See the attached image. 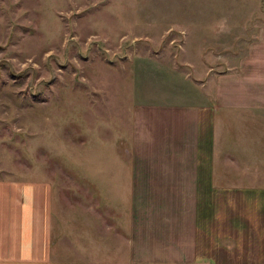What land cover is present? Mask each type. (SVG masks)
Returning a JSON list of instances; mask_svg holds the SVG:
<instances>
[{"label": "rangeland", "instance_id": "obj_1", "mask_svg": "<svg viewBox=\"0 0 264 264\" xmlns=\"http://www.w3.org/2000/svg\"><path fill=\"white\" fill-rule=\"evenodd\" d=\"M261 19L264 0H0V179L50 183L55 255L177 264L187 227L219 224L222 200L193 211L156 184L157 198L132 199L147 190L128 183L134 112L207 102L210 67L243 53Z\"/></svg>", "mask_w": 264, "mask_h": 264}, {"label": "crops", "instance_id": "obj_2", "mask_svg": "<svg viewBox=\"0 0 264 264\" xmlns=\"http://www.w3.org/2000/svg\"><path fill=\"white\" fill-rule=\"evenodd\" d=\"M260 23L243 53L223 59L221 69L210 67L199 85L207 102L145 103L134 112L128 183L147 190L132 186V199H155L148 193L159 189L165 199L181 194L191 208L196 200L193 211H210L215 199L226 204L212 208L217 226L187 227L189 251L177 264H264V19ZM51 205L48 181L0 179V264H147L130 250L128 263L61 259L53 253ZM142 215L129 211L132 231L142 225L144 232Z\"/></svg>", "mask_w": 264, "mask_h": 264}]
</instances>
